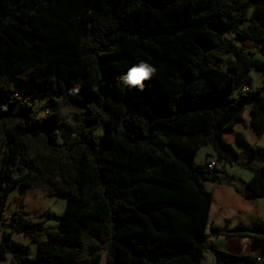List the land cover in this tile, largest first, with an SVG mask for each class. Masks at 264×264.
Segmentation results:
<instances>
[{
  "label": "trees",
  "instance_id": "16d2710c",
  "mask_svg": "<svg viewBox=\"0 0 264 264\" xmlns=\"http://www.w3.org/2000/svg\"><path fill=\"white\" fill-rule=\"evenodd\" d=\"M236 42L264 48V0H0V211L18 187L67 199L54 230L11 213L0 261L202 264L212 250L217 264L256 262L209 245L219 235L264 242L261 227L212 226L205 187L233 186L217 168L238 166L252 173L247 194L264 199V165L240 161L225 140L248 105L264 136V85L246 84L264 60ZM142 62L155 71L133 85ZM27 87L42 107L21 100ZM59 130L75 140L59 142ZM237 144L264 159L241 132ZM206 146L214 159L197 164Z\"/></svg>",
  "mask_w": 264,
  "mask_h": 264
},
{
  "label": "rangeland",
  "instance_id": "374dc122",
  "mask_svg": "<svg viewBox=\"0 0 264 264\" xmlns=\"http://www.w3.org/2000/svg\"><path fill=\"white\" fill-rule=\"evenodd\" d=\"M228 39L233 40L234 37L230 36ZM239 47H244L249 52H252L256 55V58L260 60H264V48L258 44L253 43H246L245 45L241 42H236ZM246 84L247 87L250 89H255L257 87H260L264 85V75L257 74L255 72H251L248 77L246 78ZM13 86H16L13 85ZM17 89V87H16ZM234 96L239 97V89L234 91ZM21 100H29L31 103H34L36 108H40L43 106L44 102L42 99H40L39 92L32 88L27 87L22 93H21ZM66 113L71 114L72 109L69 107H66L64 109ZM244 120L247 123V126L251 128L250 124V105L247 106L246 110L244 111ZM251 129L245 130L244 133L246 135L247 140L256 146H260L264 148V136L258 137L257 140L254 138V132ZM105 133V125H101L93 134L95 140L100 143L102 136ZM230 134V135H228ZM231 132H227L226 135H231ZM253 139V141H252ZM75 140V135L65 131V130H59V138L58 141L61 143H72ZM233 147L236 149V151L239 154L238 159L242 162L249 163L253 167H262L264 165V159L259 157H252L247 151H245L242 147L237 145L236 143L233 145ZM213 153L210 146H206L201 148L198 151L196 162L197 164H203L206 159L209 157L210 159H214L213 157L208 156V153ZM1 149H0V158H1ZM219 174L226 179H232L234 183L237 185H241L242 182L247 181L252 177V173L246 169H243L238 166H223L220 164L218 166ZM211 185L210 182L205 183V187L209 188ZM66 197H53L49 196L48 193H46L45 190L32 187L29 189H24L22 187H18L15 190H13L10 193L9 199L4 207L1 208L0 215L3 214L4 218H1L0 216V231L10 230L9 226V215L11 213L22 211L26 213L31 219H33L36 222H46V229L48 230H54L60 221V217L64 211L65 205H66ZM5 219V220H3ZM14 239L18 242H22L24 244H27L31 248V254L32 257L36 255V245L31 242L29 238L24 237L23 235L15 234ZM42 239H46V231L42 234ZM11 255L8 257L7 262H3L0 264H13L11 262Z\"/></svg>",
  "mask_w": 264,
  "mask_h": 264
},
{
  "label": "crops",
  "instance_id": "0c3cea01",
  "mask_svg": "<svg viewBox=\"0 0 264 264\" xmlns=\"http://www.w3.org/2000/svg\"><path fill=\"white\" fill-rule=\"evenodd\" d=\"M251 129L252 127L249 128L246 122L245 125H237L234 131L231 132L233 136L231 137L228 136L230 134H225V140L233 146L235 143L237 144V134L239 132L245 135L244 131H251ZM258 137L263 136H258L254 132V138L257 140ZM207 155L212 156L213 153L209 152ZM206 160L210 161L212 159L208 157ZM249 180L242 182L240 186L233 182V186L231 187L210 182L211 185L209 188L206 187V189L212 193L213 199L210 211V222L212 226L222 229H233L236 227H243L250 230L257 227L264 229V199L251 197L247 194L246 183ZM1 237L2 231H0V240ZM259 237L264 238V233L259 234ZM209 245L220 251L237 256H252L258 258L264 254V242L253 237L212 236L209 239ZM10 260L12 262V257ZM7 261L8 259L6 261H0V263ZM100 264H106L105 255H103ZM202 264H217V257L212 250H208L205 253Z\"/></svg>",
  "mask_w": 264,
  "mask_h": 264
},
{
  "label": "clouds",
  "instance_id": "9594fccd",
  "mask_svg": "<svg viewBox=\"0 0 264 264\" xmlns=\"http://www.w3.org/2000/svg\"><path fill=\"white\" fill-rule=\"evenodd\" d=\"M155 71L147 63H141L139 67L133 69L130 75L127 77L129 83L133 85L141 84L144 78L149 77Z\"/></svg>",
  "mask_w": 264,
  "mask_h": 264
},
{
  "label": "built area",
  "instance_id": "2783aa9c",
  "mask_svg": "<svg viewBox=\"0 0 264 264\" xmlns=\"http://www.w3.org/2000/svg\"><path fill=\"white\" fill-rule=\"evenodd\" d=\"M216 162L215 161H211L210 163H209V165H208V167L210 168V169H213L214 167H216ZM252 264H264V257H258L257 259H256V262H254V263H252Z\"/></svg>",
  "mask_w": 264,
  "mask_h": 264
}]
</instances>
